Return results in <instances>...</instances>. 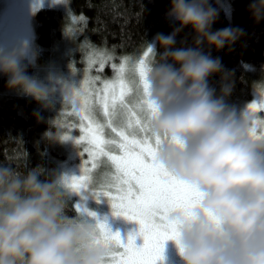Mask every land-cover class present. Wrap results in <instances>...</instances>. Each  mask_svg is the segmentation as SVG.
<instances>
[{
  "label": "clouds",
  "instance_id": "1",
  "mask_svg": "<svg viewBox=\"0 0 264 264\" xmlns=\"http://www.w3.org/2000/svg\"><path fill=\"white\" fill-rule=\"evenodd\" d=\"M249 12L264 20V0H251ZM166 15L179 27L148 42L149 130L160 139L156 162L200 194L190 209L167 217L178 231L180 264H264V136L253 114L225 103L230 83L215 96L208 78L223 65L201 48H230L243 30L212 31L219 10L211 0H170ZM186 27L194 46L175 48ZM28 56L25 45H0V76L9 90L49 107L55 85L27 74ZM59 91L63 103L71 98L67 83ZM69 196L61 175L42 178L40 167L20 172L0 163V264H106L113 249L99 239L97 222L68 214Z\"/></svg>",
  "mask_w": 264,
  "mask_h": 264
},
{
  "label": "trees",
  "instance_id": "2",
  "mask_svg": "<svg viewBox=\"0 0 264 264\" xmlns=\"http://www.w3.org/2000/svg\"><path fill=\"white\" fill-rule=\"evenodd\" d=\"M68 2L75 15L86 18L80 25L79 43L85 42L116 58L140 53L157 33L168 35L179 27L166 15L170 0ZM211 2L219 10L212 31L223 28L243 30V35L230 48L226 45L217 50L201 45L204 54L219 58L223 65L222 73L208 78L209 87L214 89L215 96H221L222 87L230 83V94L224 96V100L229 107L239 110L251 101L255 90L264 89V20L260 23L253 20L249 12L251 0ZM33 23L37 66L42 68L53 60L57 63L61 55H54L53 49L63 46L68 17L59 9L42 8L35 13ZM194 40L195 33L191 27H186L176 36L175 48L193 47ZM73 46L76 44L71 42ZM159 51L163 52V49ZM33 70L32 66L27 68L31 77L35 76ZM6 84L7 77L0 76V163L10 164L20 172L40 167L42 178H48L49 173L58 175L59 164L67 159V151L59 139L75 130L72 127L74 115L62 100H53V106L42 107L32 97L9 90ZM64 190L68 193L66 188ZM67 205L69 215H79L74 208V197L69 196Z\"/></svg>",
  "mask_w": 264,
  "mask_h": 264
},
{
  "label": "snow or ice",
  "instance_id": "3",
  "mask_svg": "<svg viewBox=\"0 0 264 264\" xmlns=\"http://www.w3.org/2000/svg\"><path fill=\"white\" fill-rule=\"evenodd\" d=\"M55 2L64 3V0ZM79 19L86 20L83 16ZM151 53L152 49L148 47L144 57L136 63L138 83L125 78L126 66L129 64L127 56L120 57L119 64L111 63L114 79L102 80L99 88L91 87V82H87L89 86L81 95L79 111L80 128L85 135L80 139L69 135L60 138L62 142L72 141L76 145L87 139L90 147L84 151L88 153L89 161H85V165L91 162L95 168L94 161L99 157H107L114 168L107 190L93 188L87 167L80 170L79 175H62L63 186L70 196L81 197L75 203L76 210L88 217H95L94 212L83 207L82 201L87 195L97 202L101 197H107L114 216H123L140 225L137 235L143 237L144 243L136 247L133 236H129L125 244L118 232H111L106 223L97 221L99 239L113 249L106 264H157L163 259L164 243L178 236L177 228L167 221L168 214L175 210L190 209L200 195L195 187L177 180L156 162L160 139L153 138L149 130L154 109L147 99L149 85L146 82L149 66L147 58ZM96 56L97 59L89 62L98 63V71L101 72L109 61L115 59L105 51L97 52ZM95 79L99 81L100 77L96 76ZM93 96L102 110L103 121L96 118ZM129 97H133L135 103ZM248 107L255 111L257 104L250 103ZM106 128L114 134L112 137H106ZM117 247L123 251L117 252Z\"/></svg>",
  "mask_w": 264,
  "mask_h": 264
},
{
  "label": "rangeland",
  "instance_id": "4",
  "mask_svg": "<svg viewBox=\"0 0 264 264\" xmlns=\"http://www.w3.org/2000/svg\"><path fill=\"white\" fill-rule=\"evenodd\" d=\"M42 8L61 10L68 17L69 23L64 28V37L62 40L63 46H56L53 49L54 55H61L60 60L57 63L53 60L52 63H48L41 68L36 64L33 18L35 13ZM79 17V15H75L71 11L68 0H64V3H56L55 0H0V45L7 47L13 45H25L28 48L29 56L25 60V63L29 65L28 68L32 66L34 69V78L50 87L55 85V90L49 97V104H52L53 100L63 101L59 89L64 83H67L72 88L71 98L64 103L66 104L68 111L74 115L73 119L75 123L73 121L72 127L75 130L65 135L73 136L76 139H80L81 136L85 135L80 128L81 118L79 111L81 107V95L84 89L89 86L87 82H91V87L99 88L102 86V80L114 79L115 73L111 68V63L115 62L119 64V58L124 57L119 55L116 58L112 55L115 57L114 61H109L102 72L98 71L99 64L90 63L89 61L97 59L96 53L102 50L95 49L91 45H86L85 42L79 43L80 39H77L82 36V33L80 32L82 21ZM71 42L76 44V46L71 47ZM147 48L148 46L140 53L127 56L129 57V64L126 66L125 72V78L127 80L138 83L139 76L138 71L136 70V63L144 57ZM151 55L152 53L147 58L149 63L151 62ZM61 64H63V68H60ZM102 73L103 76L101 75ZM96 76L100 77L99 81L95 79ZM49 78H51L52 84L49 83ZM129 99L135 103L133 97H129ZM92 103L96 106L97 120L103 121L104 117L102 110L96 103L94 96L92 98ZM250 103L257 104V109L255 111L248 107ZM53 105L54 104L51 106ZM244 109H247V111L255 117L256 134L258 136L264 135V89L255 90L251 101L241 106L239 110H237V113L239 114V112ZM105 135L110 138L114 134L111 133L110 129L106 128ZM59 140L61 141V139ZM61 143L67 151V159L65 162L63 161L59 164L58 175H79V171L84 167H87L89 174L92 177L93 188L95 190H107V185L109 181H111L112 173L114 172V168L111 166L107 157H99L94 161L96 167L93 168L91 162L85 165V161H89L88 153L84 151L86 147H90L87 139L82 140L79 145L74 144L72 141H61ZM112 150L115 151L114 148ZM80 153H83V155H79ZM113 194H115L114 190ZM80 200L81 197L74 196V208L75 203ZM82 204L88 211L96 214L95 217H89L90 219L94 222L100 221L106 223L111 232H118L120 234L123 243L126 244L129 236H133L136 247H141L143 245V237L137 235L140 229L138 222L130 221L123 216H114L112 214L111 203L107 197H101L99 202H97V200L91 195H87L82 201ZM76 212L80 214L77 210ZM85 216H87V214H85ZM115 250L117 252L123 251L118 247ZM162 255L163 259L157 261V264H180L174 240H168L164 243V251ZM116 258L120 259L119 256Z\"/></svg>",
  "mask_w": 264,
  "mask_h": 264
}]
</instances>
